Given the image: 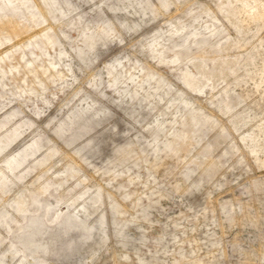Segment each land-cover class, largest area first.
Here are the masks:
<instances>
[{
    "label": "rangeland",
    "instance_id": "374dc122",
    "mask_svg": "<svg viewBox=\"0 0 264 264\" xmlns=\"http://www.w3.org/2000/svg\"><path fill=\"white\" fill-rule=\"evenodd\" d=\"M0 264H264V0H0Z\"/></svg>",
    "mask_w": 264,
    "mask_h": 264
}]
</instances>
